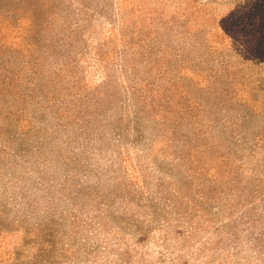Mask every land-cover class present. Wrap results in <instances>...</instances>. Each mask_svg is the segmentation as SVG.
Here are the masks:
<instances>
[{"label": "rangeland", "instance_id": "374dc122", "mask_svg": "<svg viewBox=\"0 0 264 264\" xmlns=\"http://www.w3.org/2000/svg\"><path fill=\"white\" fill-rule=\"evenodd\" d=\"M0 264H264V0H0Z\"/></svg>", "mask_w": 264, "mask_h": 264}]
</instances>
